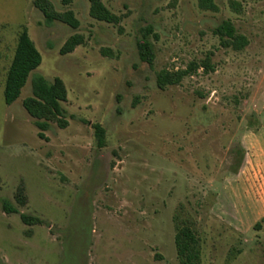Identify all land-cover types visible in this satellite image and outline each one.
<instances>
[{"label":"rangeland","instance_id":"374dc122","mask_svg":"<svg viewBox=\"0 0 264 264\" xmlns=\"http://www.w3.org/2000/svg\"><path fill=\"white\" fill-rule=\"evenodd\" d=\"M50 1L79 27L47 24L35 0H0V264H179L176 215L194 223L200 264H264V0H102L118 23L89 0ZM24 32L41 64L9 104ZM73 34L85 43L61 54ZM35 73L67 91V126L43 136L23 106Z\"/></svg>","mask_w":264,"mask_h":264},{"label":"trees","instance_id":"16d2710c","mask_svg":"<svg viewBox=\"0 0 264 264\" xmlns=\"http://www.w3.org/2000/svg\"><path fill=\"white\" fill-rule=\"evenodd\" d=\"M73 0H63V4H70ZM91 3V15L109 23H118L120 17L112 13L102 2V0H89ZM204 9H217L214 0H200ZM35 5L43 12L47 24L51 25L55 21H62L72 28L79 27V20L74 12H58L54 9L50 0H35ZM220 34L227 36V46L242 48L246 44V37L237 35L235 27L230 22H224L218 28ZM85 43V37L81 34H73L60 48L61 54L72 52L77 46ZM139 50L142 59L152 62L154 53L151 42L143 37L139 42ZM42 55L35 43L24 32L19 39L16 52L11 63L5 88L6 101L11 104L21 94L22 88L26 84L29 76L41 64ZM186 75V71H163L158 75V84L165 87L170 84L179 83ZM67 100L66 86L63 80L55 77L53 80L47 79L39 73L32 77V95L23 101V106L28 113L35 119V123L41 131L50 127V123L56 122L61 127L68 124L66 110L63 102ZM21 194L23 191L21 190ZM23 196V195H22ZM3 208L7 213H18L19 209L11 201L4 200ZM21 219L28 225L42 223L38 217L21 213ZM175 244L179 264H200L201 247L200 239L195 231L194 223L190 220H179L175 217Z\"/></svg>","mask_w":264,"mask_h":264}]
</instances>
